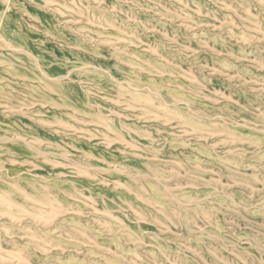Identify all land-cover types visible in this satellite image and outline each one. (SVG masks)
<instances>
[{
	"label": "rangeland",
	"instance_id": "1",
	"mask_svg": "<svg viewBox=\"0 0 264 264\" xmlns=\"http://www.w3.org/2000/svg\"><path fill=\"white\" fill-rule=\"evenodd\" d=\"M0 264H264V0H0Z\"/></svg>",
	"mask_w": 264,
	"mask_h": 264
}]
</instances>
